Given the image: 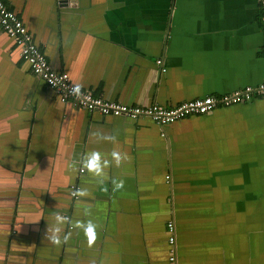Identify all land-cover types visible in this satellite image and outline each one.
<instances>
[{
	"label": "crops",
	"instance_id": "0c3cea01",
	"mask_svg": "<svg viewBox=\"0 0 264 264\" xmlns=\"http://www.w3.org/2000/svg\"><path fill=\"white\" fill-rule=\"evenodd\" d=\"M4 1L107 100L171 107L264 82L256 0ZM0 220V264H166L168 221L178 264H264V98L162 128L102 116L61 103L0 29Z\"/></svg>",
	"mask_w": 264,
	"mask_h": 264
},
{
	"label": "built area",
	"instance_id": "2783aa9c",
	"mask_svg": "<svg viewBox=\"0 0 264 264\" xmlns=\"http://www.w3.org/2000/svg\"><path fill=\"white\" fill-rule=\"evenodd\" d=\"M261 10L260 24L264 33V0H256ZM0 29L11 40L19 58L28 65L30 72L44 82L45 86L63 104H69L87 112H98L102 116L123 117L129 120L147 118L162 128L185 118L210 114L217 108H227L248 103L254 99L264 98V82L247 85L227 94L206 95L166 107L159 104L127 105L94 95L89 90L80 89L69 75L54 68L47 60L31 33L21 19L0 0ZM164 72V69L162 70ZM162 136L164 134H161ZM82 173L83 170L81 169ZM166 180L170 179L167 175ZM71 196L76 198L77 186L73 187ZM69 219V216H66ZM167 261L166 264H178L176 233L173 221H168Z\"/></svg>",
	"mask_w": 264,
	"mask_h": 264
},
{
	"label": "clouds",
	"instance_id": "9594fccd",
	"mask_svg": "<svg viewBox=\"0 0 264 264\" xmlns=\"http://www.w3.org/2000/svg\"><path fill=\"white\" fill-rule=\"evenodd\" d=\"M97 155L98 154H96V153L92 154V157H91L90 162L88 164L89 168L95 167V163L94 162H95V157ZM114 155L117 156V159H119V153H114ZM118 186L119 185H117V187ZM95 228H96V225L94 223H92V222L87 223V225L85 226V233H86V235L88 237L89 244H91L92 240L94 239V236H95L94 230H95Z\"/></svg>",
	"mask_w": 264,
	"mask_h": 264
},
{
	"label": "water",
	"instance_id": "95a60500",
	"mask_svg": "<svg viewBox=\"0 0 264 264\" xmlns=\"http://www.w3.org/2000/svg\"><path fill=\"white\" fill-rule=\"evenodd\" d=\"M65 1H68V0H65ZM70 2H72V0H70ZM108 117H111V116H108ZM115 118H117V117H115ZM73 187H75V186H73ZM73 187L70 189V192H69V198H68L67 204H66L67 207H71V205L74 204V203L77 204V202L79 200V194H78V190L79 189L76 191V198H73L71 196L72 192L74 191ZM77 187L79 188V186H77ZM66 216H67V214H65V216H63V220L65 222V226L67 224V226H66L67 233H70L73 230L72 220H71L70 216H69V219L67 220ZM2 221L3 220H0V222H2ZM5 225H6V221H5Z\"/></svg>",
	"mask_w": 264,
	"mask_h": 264
}]
</instances>
